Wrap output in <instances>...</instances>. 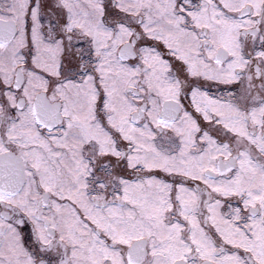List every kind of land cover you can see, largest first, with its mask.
<instances>
[{
    "label": "snow or ice",
    "instance_id": "1",
    "mask_svg": "<svg viewBox=\"0 0 264 264\" xmlns=\"http://www.w3.org/2000/svg\"><path fill=\"white\" fill-rule=\"evenodd\" d=\"M0 264H264V0H0Z\"/></svg>",
    "mask_w": 264,
    "mask_h": 264
}]
</instances>
